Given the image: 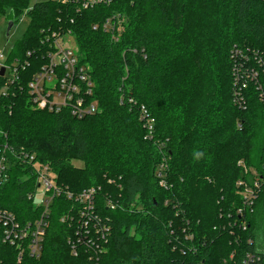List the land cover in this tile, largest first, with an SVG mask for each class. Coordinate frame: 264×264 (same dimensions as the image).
I'll return each instance as SVG.
<instances>
[{
    "label": "trees",
    "instance_id": "obj_1",
    "mask_svg": "<svg viewBox=\"0 0 264 264\" xmlns=\"http://www.w3.org/2000/svg\"><path fill=\"white\" fill-rule=\"evenodd\" d=\"M30 1L0 0L7 24L28 19L6 63H29L4 91L0 77V210L21 228L39 218L28 196L40 166L60 195L44 217L40 256L28 240L3 242L0 229V264H264L254 243L264 210L255 208L248 231L228 219L240 204L235 183L264 154L263 107L252 92L245 110L233 105L229 56L234 47L264 53V0H111L81 13ZM116 14L125 20L117 41L92 29ZM60 28L94 84L97 112L81 119L34 108L27 91L45 60L40 31ZM90 188H99L94 217L106 230L90 225L78 243L79 205L65 193Z\"/></svg>",
    "mask_w": 264,
    "mask_h": 264
},
{
    "label": "built area",
    "instance_id": "obj_2",
    "mask_svg": "<svg viewBox=\"0 0 264 264\" xmlns=\"http://www.w3.org/2000/svg\"><path fill=\"white\" fill-rule=\"evenodd\" d=\"M55 2L72 8L76 13L90 10L99 5H107L111 0H54ZM124 17L119 14L106 19L102 24H94L93 30L102 29L113 41H117L119 34L123 30ZM41 44L45 46L44 63L40 64L38 70L33 75L27 85L30 103L34 108L47 110L48 112L58 113L67 108L72 117L81 119L87 115L97 112V102L93 99L94 84L88 75V68L81 66L77 57V50L74 40L69 31L41 30ZM30 52L27 53L30 56ZM231 60V79H232V103L239 109H244L247 103L248 92L256 95L259 103L264 110V53L257 51H242L234 47L230 51ZM7 58L0 54V70L4 69L3 78L5 87L3 91L13 85L18 80V71L29 67V63L14 61L6 63ZM253 95V94H252ZM131 102V101H130ZM141 121L149 132L152 131L153 121L147 119L146 111L140 108ZM32 159V158H31ZM30 159V160H31ZM244 167V166H243ZM165 168L161 164V169ZM245 168V167H244ZM5 166L0 164V179L3 177ZM246 180H239L235 183V196L239 200V206L228 214L229 225L238 231H248L249 218L254 214L255 208L260 206L264 210V154L259 170H245ZM162 176V175H158ZM5 178V176H4ZM160 185L164 187L163 179ZM42 188V199L36 208L41 210V214L32 224L21 228L14 220L12 213L0 210V229L2 231V241L13 243L14 241L28 240V249L31 256L39 257L42 248L46 223L45 218L49 212V206L54 198L60 195L59 188L55 183V175L47 166L37 168L36 188L34 193L29 194L28 198L36 196L37 190ZM99 188H90L73 197L66 192L67 199H74L78 205V226L76 227L78 243L88 242V230L92 225L95 231L104 233L105 224L97 226L94 217V199ZM257 231H262L264 235V222L259 217L257 220ZM233 232V231H230ZM258 232L256 233V235ZM191 239V236H187ZM255 246L264 254V241H259L256 236ZM257 254V256H261ZM75 256V254H74ZM256 256V257H257ZM256 264H261L259 257ZM229 260H234L232 254ZM226 263V262H225Z\"/></svg>",
    "mask_w": 264,
    "mask_h": 264
},
{
    "label": "rangeland",
    "instance_id": "obj_3",
    "mask_svg": "<svg viewBox=\"0 0 264 264\" xmlns=\"http://www.w3.org/2000/svg\"><path fill=\"white\" fill-rule=\"evenodd\" d=\"M44 0H31L29 7L33 6L35 3L41 2ZM27 24H28V19L25 16H21L16 23L15 26H13L9 32L8 35H6L7 31V22L4 19V17H0V54L5 58H7L9 54V50L11 49L12 46H14L18 41H20L26 32L27 29ZM73 165H75L78 168H82V164L80 162H72ZM42 188H39L37 190L36 196L34 198V203L39 204L41 199H42ZM196 201L198 203L202 202V193L197 194L196 196ZM262 213L258 216H260ZM259 226L260 224L257 223ZM259 236V241H264V235L262 234V231H258ZM191 236V235H188ZM192 238V236H191ZM264 247V246H263Z\"/></svg>",
    "mask_w": 264,
    "mask_h": 264
},
{
    "label": "water",
    "instance_id": "obj_4",
    "mask_svg": "<svg viewBox=\"0 0 264 264\" xmlns=\"http://www.w3.org/2000/svg\"><path fill=\"white\" fill-rule=\"evenodd\" d=\"M13 27V25H12V23H8L7 24V31H6V35H8L9 34V32H10V30H11V28ZM3 74H4V69L2 68L1 70H0V77H2L3 76Z\"/></svg>",
    "mask_w": 264,
    "mask_h": 264
},
{
    "label": "bare ground",
    "instance_id": "obj_5",
    "mask_svg": "<svg viewBox=\"0 0 264 264\" xmlns=\"http://www.w3.org/2000/svg\"><path fill=\"white\" fill-rule=\"evenodd\" d=\"M245 110V109H244Z\"/></svg>",
    "mask_w": 264,
    "mask_h": 264
}]
</instances>
